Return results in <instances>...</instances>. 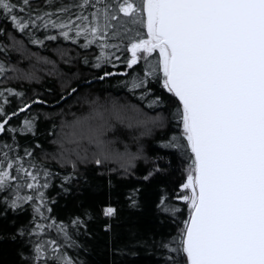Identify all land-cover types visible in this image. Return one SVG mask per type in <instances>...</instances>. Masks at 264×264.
Here are the masks:
<instances>
[{"label": "snow or ice", "instance_id": "snow-or-ice-1", "mask_svg": "<svg viewBox=\"0 0 264 264\" xmlns=\"http://www.w3.org/2000/svg\"><path fill=\"white\" fill-rule=\"evenodd\" d=\"M46 5L33 8L30 0H0V16L11 25L10 29L0 26V77L39 79L34 66L23 68L11 60L13 51L25 50V39L40 46H45L46 40L57 39V35L38 38V29H59L58 35L66 40L83 37L85 47L100 45L95 56L96 66L100 67L119 59L113 51L117 45L109 44L120 36L114 30L110 34L112 21L123 13L141 25L146 23V32L128 37L130 58L126 63L131 67L144 59L148 64L154 53L156 60L143 78H133L130 85L133 90L142 89L151 78L175 98L171 113L175 131L158 143L175 150L187 164L179 192L164 188L154 201L161 216L174 218L181 211L173 200L185 202L188 210L177 234L160 241L161 247L172 254L166 264H264V0H79L72 5L79 9V15L65 5L52 9V0H46ZM89 8L95 10L86 15ZM36 58L54 63L47 57ZM84 63H88L87 58ZM71 85V79L62 84L61 100L79 91ZM9 95L20 99V106L11 113L5 111ZM149 95L153 97L149 106L165 104L163 96H157L151 88L140 92L141 100ZM47 103L38 93L30 98L23 90L0 88V134H35L36 113L25 116L18 127L11 126L10 120L25 111L31 113L37 104ZM90 104L89 114L61 125L56 139L59 148L53 158L72 169L61 174L63 182L79 179L80 162H89L87 152L81 154L84 143L92 146L91 162L96 166L119 160L122 169L130 170L139 153L112 150L107 138L112 118L127 122L129 127L143 125L145 134L155 126L164 127L163 117H148L138 105L122 104L116 99L104 104L97 99ZM11 139V144L0 142V191L10 189L21 179L25 183H16L14 190L2 197L0 202L6 207L0 216L5 215L7 207L16 210L25 200L37 198L22 194V187L39 192L55 175L35 158L32 148H24L23 156L13 155L19 145L15 136ZM44 155L47 158V153ZM24 156L29 158L27 162ZM160 171L154 165L149 175ZM41 177L44 184H40ZM38 198L35 211L53 220L50 226H55L52 217L44 216L45 211H51L45 194L39 192ZM130 200L136 206V200L131 196ZM100 211L104 217H113L117 208L108 203ZM91 218L92 211L85 210L71 224L87 230ZM31 223L34 226L30 231L29 225L21 224L17 234L32 236L38 230L44 231L45 225L36 224L35 217ZM59 224L58 230L70 241L68 225L63 221ZM104 228L108 230L111 225L105 224ZM20 255L25 264H81L56 240L33 241L31 252Z\"/></svg>", "mask_w": 264, "mask_h": 264}, {"label": "trees", "instance_id": "trees-1", "mask_svg": "<svg viewBox=\"0 0 264 264\" xmlns=\"http://www.w3.org/2000/svg\"><path fill=\"white\" fill-rule=\"evenodd\" d=\"M30 3L33 8L47 6L46 0H30ZM75 3H79V0H52L51 7L54 9L65 5L71 12L79 15V9L72 7ZM100 7L103 8V4ZM94 10L89 8L85 14ZM102 16L101 12V22ZM112 24L114 27L110 34L114 30L120 36L118 39L110 40L109 44L117 45L113 51L115 57L119 59H113L111 63H102L100 67L96 66L95 60L100 45L85 47L83 37L78 41L66 40L58 35L59 29H38L36 31L38 38L57 35V39L46 40L45 46L33 45L25 39V50L11 53L13 63L19 62L23 68L34 66L39 79L22 81L5 80L4 77H0V88L13 87L23 90L30 98H34L38 93L48 103L37 104L31 113L25 111L10 120L11 126L18 127L25 116L30 117L32 113H36L38 120L35 134L6 132L0 134V142L11 144V138L15 136L19 148L13 155L23 156L24 148H32L35 158L55 173L48 178V186L39 189V192L45 194L48 207L51 209L45 211L44 216L52 217L55 226H50L53 220L44 219L35 211L40 203L39 192L36 189L22 187V194L37 198L33 201L25 200L16 210L7 207L5 215L0 216V264H25L21 252L27 256L31 252L33 241L50 240L59 242L65 252L81 264H166L172 255L161 247L160 241L162 238L166 241L177 234L181 226L180 221L187 218V206L185 202L173 200L181 209L173 218L161 216L155 209L154 201L164 188L172 193H178V184L185 178L186 162L175 153V150L161 147L158 143L168 139L175 131V123L171 119V113L175 109V98L151 78L145 88L136 90L131 88L130 82L133 78H143L146 75L156 60V54H153L148 64L141 59L136 65L128 66L126 63L130 58V49L126 47L128 37L140 31L146 32V23L141 25L135 18L121 13L119 19L112 21ZM0 26L11 28L2 16ZM17 35L24 38L19 33ZM57 49L64 55L62 56L61 51ZM37 56L47 57L54 63L38 60ZM85 58L88 60L87 64L84 63ZM105 72L111 75L104 76ZM69 79L72 80L71 86L77 87L79 91L71 98L65 97L61 100L62 84ZM147 88H151L157 96H163L165 104L149 106L148 101L153 98L151 95L141 100L140 92ZM97 99L101 104L116 99L122 104L138 105L148 117H163L164 127L155 126L151 133L145 134L143 125L133 124L129 127L127 122L121 123L112 118L113 127L107 132V138L112 142V150L117 153L126 151L139 153L130 170L122 169L119 160H110L103 167L96 166L91 162L92 146L84 143L81 145V154L87 152L89 162H80L79 179L71 183L63 182L61 174H66L72 169L53 158L59 148L56 139L61 125L88 115L92 107L90 101ZM8 100L5 111L9 113L16 111L20 106L19 97L9 95ZM28 159L24 156L26 162ZM154 165L162 171L149 175ZM19 175L23 176V173ZM84 176L87 180L83 179ZM44 182V178L41 177L40 184ZM16 183L23 185L25 181L21 179L13 182L10 189L0 191V200L14 190ZM64 188H69L70 191H64ZM130 196L136 200V206L132 205ZM108 203L117 208V213L113 217H104L100 211L101 207ZM5 207L6 205L0 202V212L4 211ZM89 209L92 211V218L87 220V230L83 227L77 229L71 224L72 219ZM34 217L36 224L45 225L44 231L38 230V234L32 236H19L17 228L21 224L29 225L30 231L34 226L31 223ZM60 221L68 225L70 241H66L63 233L58 230ZM105 224L111 225V228L106 230ZM13 235H16L15 239L12 238Z\"/></svg>", "mask_w": 264, "mask_h": 264}]
</instances>
